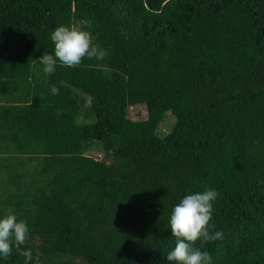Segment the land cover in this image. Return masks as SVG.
I'll use <instances>...</instances> for the list:
<instances>
[{"label":"trees","instance_id":"1","mask_svg":"<svg viewBox=\"0 0 264 264\" xmlns=\"http://www.w3.org/2000/svg\"><path fill=\"white\" fill-rule=\"evenodd\" d=\"M60 25L107 58L46 75ZM0 188L30 264H175L172 209L206 189L223 238L195 246L264 264V0H0Z\"/></svg>","mask_w":264,"mask_h":264},{"label":"clouds","instance_id":"2","mask_svg":"<svg viewBox=\"0 0 264 264\" xmlns=\"http://www.w3.org/2000/svg\"><path fill=\"white\" fill-rule=\"evenodd\" d=\"M54 44V54L44 53L39 58L43 72L51 75L56 71L57 63L76 68L87 59L104 60L108 52L99 44L93 43L92 34L75 26L56 27L50 36ZM50 94L58 95L56 86L50 88ZM62 109H57V117ZM219 193L215 189H206L185 195L172 209L170 215L171 235L175 238L174 248L168 252L167 260L175 264H212V257L207 251L195 246L223 238L221 231H213L210 224L213 203ZM29 238V228L25 220H18L14 210L0 218V257L7 258L13 252V246L25 257V264L33 259L30 249L21 251L20 246ZM36 264H40L39 256Z\"/></svg>","mask_w":264,"mask_h":264},{"label":"rangeland","instance_id":"3","mask_svg":"<svg viewBox=\"0 0 264 264\" xmlns=\"http://www.w3.org/2000/svg\"><path fill=\"white\" fill-rule=\"evenodd\" d=\"M19 47H20V42L18 41V39H15L13 40V50H19ZM129 116L132 118V119H142L144 117H146V113H145V106L144 105H140V106H135V107H131L129 109ZM174 118V117H173ZM173 118L170 117L168 118V123L167 125L166 124H162L160 127H159V131H162L163 133H167L169 132L172 128H173ZM172 126H171V125ZM171 128H170V126ZM98 155L97 153H93V156H96V158H98ZM2 191V189L0 188V192ZM0 198H2L0 196Z\"/></svg>","mask_w":264,"mask_h":264}]
</instances>
